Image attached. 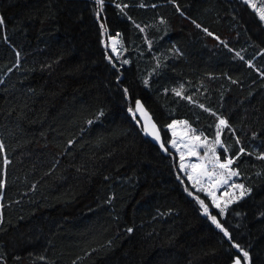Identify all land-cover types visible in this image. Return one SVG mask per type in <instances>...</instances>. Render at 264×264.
I'll list each match as a JSON object with an SVG mask.
<instances>
[{"label":"trees","instance_id":"obj_1","mask_svg":"<svg viewBox=\"0 0 264 264\" xmlns=\"http://www.w3.org/2000/svg\"><path fill=\"white\" fill-rule=\"evenodd\" d=\"M0 20V264H264V25L251 9L0 0ZM181 120L220 132L248 189L223 216L170 149Z\"/></svg>","mask_w":264,"mask_h":264},{"label":"rangeland","instance_id":"obj_2","mask_svg":"<svg viewBox=\"0 0 264 264\" xmlns=\"http://www.w3.org/2000/svg\"><path fill=\"white\" fill-rule=\"evenodd\" d=\"M239 1L251 9L264 25V20L260 19L257 11V9H264V0H249L247 3L245 0ZM250 4H255L256 8L251 7ZM113 42H115V51L119 50L118 38L108 37V44L112 51ZM169 132L171 135L170 149L179 158L181 173L196 191L202 192L208 197L219 215L223 216L231 203L247 195L248 189L242 184L239 174L231 168V165L227 169H223L217 164V160L223 163L229 159L227 157L221 159V140L217 144L216 138L205 137L183 120L170 124ZM211 149H215V153ZM232 172H235L236 175H232ZM221 209H223V213H221Z\"/></svg>","mask_w":264,"mask_h":264},{"label":"snow or ice","instance_id":"obj_3","mask_svg":"<svg viewBox=\"0 0 264 264\" xmlns=\"http://www.w3.org/2000/svg\"><path fill=\"white\" fill-rule=\"evenodd\" d=\"M96 2H97V4H99V5H103V0H96ZM245 2L247 3V2H249V0H245ZM250 6L251 7H253V8H256V5L255 4H250ZM257 11H258V13H259V16H260V19L261 20H264V9H257ZM3 21L2 20H0V23H2ZM209 35H211V33H209ZM113 51H115V42H113ZM125 63H127V61H125ZM180 93L179 92H177V95H179ZM137 104H138V106H139V102H137ZM222 125H226V121L225 120H223V119H221L220 121H219V124L217 125V127L219 128L220 126H222ZM155 126L153 125V128H154ZM146 131H147V129H146ZM155 134V137H156V139H159V134L158 133H154ZM197 139H199L198 137H197ZM216 143L217 144H219L220 143V132L218 131L217 132V135H216ZM211 151H213V153H215V149H211ZM241 152H243V149H241ZM182 159H183V157H181ZM232 159H227L225 162H223V163H220L219 162V160H217V164H218V166L220 167V168H223V169H227L228 167H229V165H231L232 164ZM181 167H183V165H181ZM232 175H236V173L235 172H232L231 173ZM239 187H242V186H239ZM211 194V193H210ZM201 204H202V206H203V202H201ZM217 206H219V205H217ZM204 212L207 214V212H208V209H207V207H204ZM221 213H223V209H221ZM210 219L212 220V222L216 225V227L217 228H219L223 233H224V235L227 237V236H229V233H228V231L226 230V229H224L222 226H221V224L216 220V218L213 216V217H210ZM129 231H131V229H129ZM234 247H237V248H239V245H233ZM242 251V255H243V259H244V261L246 262L247 260H248V252L247 251H243V250H241ZM235 264H241V260L238 258V259H236V261H235Z\"/></svg>","mask_w":264,"mask_h":264},{"label":"water","instance_id":"obj_4","mask_svg":"<svg viewBox=\"0 0 264 264\" xmlns=\"http://www.w3.org/2000/svg\"><path fill=\"white\" fill-rule=\"evenodd\" d=\"M137 102H139V106L137 104ZM135 110L138 114V119L139 122L142 125V129H143V134L144 136L154 145H156L157 147H159L162 151V153L164 155L167 154V150L165 148V146L163 145L162 142V137H161V133L160 130L158 128V125L155 123V121L153 120L151 114L148 112V110L144 107V105L137 100L135 102ZM153 125L155 126L153 128ZM147 129V131H146ZM154 133H158L159 134V139H156L155 134ZM239 257H236L234 259V262L232 264H235L236 259H238ZM240 259V258H239ZM241 260V259H240ZM241 264H243V262L241 261Z\"/></svg>","mask_w":264,"mask_h":264}]
</instances>
